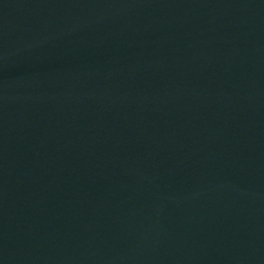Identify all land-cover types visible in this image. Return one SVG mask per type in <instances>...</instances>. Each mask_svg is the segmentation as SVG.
Listing matches in <instances>:
<instances>
[{
	"label": "water",
	"instance_id": "95a60500",
	"mask_svg": "<svg viewBox=\"0 0 264 264\" xmlns=\"http://www.w3.org/2000/svg\"><path fill=\"white\" fill-rule=\"evenodd\" d=\"M0 264H264V0H0Z\"/></svg>",
	"mask_w": 264,
	"mask_h": 264
}]
</instances>
